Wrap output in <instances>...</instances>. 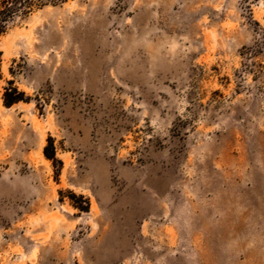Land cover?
<instances>
[{
    "label": "rangeland",
    "instance_id": "rangeland-1",
    "mask_svg": "<svg viewBox=\"0 0 264 264\" xmlns=\"http://www.w3.org/2000/svg\"><path fill=\"white\" fill-rule=\"evenodd\" d=\"M0 264H264V0H32L14 16Z\"/></svg>",
    "mask_w": 264,
    "mask_h": 264
},
{
    "label": "trees",
    "instance_id": "trees-1",
    "mask_svg": "<svg viewBox=\"0 0 264 264\" xmlns=\"http://www.w3.org/2000/svg\"><path fill=\"white\" fill-rule=\"evenodd\" d=\"M62 1V0H61ZM32 0H0V35L5 31L8 22L16 15L24 12ZM20 92L15 89H5L3 92V102L10 105L20 99ZM44 155L49 159L53 158V152L49 150V146L43 148Z\"/></svg>",
    "mask_w": 264,
    "mask_h": 264
}]
</instances>
